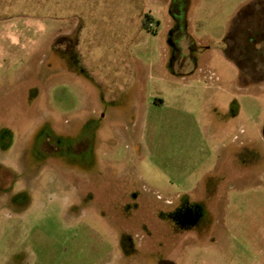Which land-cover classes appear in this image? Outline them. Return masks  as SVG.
Here are the masks:
<instances>
[{
  "label": "rangeland",
  "instance_id": "374dc122",
  "mask_svg": "<svg viewBox=\"0 0 264 264\" xmlns=\"http://www.w3.org/2000/svg\"><path fill=\"white\" fill-rule=\"evenodd\" d=\"M25 3L0 20V264H264V0Z\"/></svg>",
  "mask_w": 264,
  "mask_h": 264
},
{
  "label": "trees",
  "instance_id": "16d2710c",
  "mask_svg": "<svg viewBox=\"0 0 264 264\" xmlns=\"http://www.w3.org/2000/svg\"><path fill=\"white\" fill-rule=\"evenodd\" d=\"M28 0H0V20L1 19H6V18H10L12 16H16V15H21L24 13H28L30 10V5L29 3H25ZM247 7H242L235 15V17L233 18V23L228 31L227 34V53L233 57V55L231 54V50H232V44H230V41L233 39V35L231 32L232 27H234L235 23H236V19L240 16L241 12L246 11ZM48 14L50 15H57L55 11H47ZM152 15L149 13H144L143 15V19H142V27H144L145 29H149L150 28V23H152ZM252 39L253 36L249 37ZM248 40V41H249ZM243 47V46H242ZM236 59V58H235ZM236 61L238 62V60L236 59ZM239 65V62H238ZM241 69V67H240ZM242 71V69H241ZM243 72V71H242Z\"/></svg>",
  "mask_w": 264,
  "mask_h": 264
},
{
  "label": "flooded vegetation",
  "instance_id": "af4514ba",
  "mask_svg": "<svg viewBox=\"0 0 264 264\" xmlns=\"http://www.w3.org/2000/svg\"><path fill=\"white\" fill-rule=\"evenodd\" d=\"M62 38L60 37H56L54 40H53V45L56 47V48H62V49H67L69 50L70 48H72L74 45H73V42L71 43L69 40L67 41V44L64 46L62 44H60V40ZM72 45V46H71ZM6 177V174H5V171L4 169L1 167L0 165V183L2 181L5 180ZM185 203V202H184ZM189 204H183V203H179L176 207H175V210L176 212H181L182 214H186L188 213L187 208H188ZM189 209V208H188ZM186 224H185V223ZM184 223V224H183ZM190 218H184V220L182 221V225H180L182 228H187V227H190L189 224H190ZM193 227V226H192ZM191 228V227H190ZM158 264H175L173 261H171L170 259H167V258H162L159 260Z\"/></svg>",
  "mask_w": 264,
  "mask_h": 264
},
{
  "label": "crops",
  "instance_id": "0c3cea01",
  "mask_svg": "<svg viewBox=\"0 0 264 264\" xmlns=\"http://www.w3.org/2000/svg\"><path fill=\"white\" fill-rule=\"evenodd\" d=\"M137 15H138V19H139V24L141 23V25H142V19H143V15H144V13H149V14H151L152 15V23L155 21V17H154V15L152 14V13H150V10H148V11H146L145 10V7L144 6H138V8H137ZM76 22H77V25H78V20H75ZM80 24V23H79Z\"/></svg>",
  "mask_w": 264,
  "mask_h": 264
},
{
  "label": "built area",
  "instance_id": "2783aa9c",
  "mask_svg": "<svg viewBox=\"0 0 264 264\" xmlns=\"http://www.w3.org/2000/svg\"><path fill=\"white\" fill-rule=\"evenodd\" d=\"M152 23H150V25H151Z\"/></svg>",
  "mask_w": 264,
  "mask_h": 264
}]
</instances>
